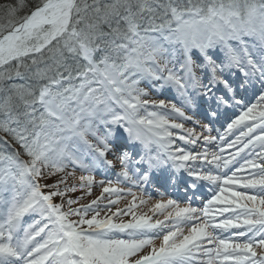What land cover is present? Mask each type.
<instances>
[{
    "label": "snow or ice",
    "instance_id": "snow-or-ice-1",
    "mask_svg": "<svg viewBox=\"0 0 264 264\" xmlns=\"http://www.w3.org/2000/svg\"><path fill=\"white\" fill-rule=\"evenodd\" d=\"M0 264H264V0L0 3Z\"/></svg>",
    "mask_w": 264,
    "mask_h": 264
},
{
    "label": "rangeland",
    "instance_id": "rangeland-1",
    "mask_svg": "<svg viewBox=\"0 0 264 264\" xmlns=\"http://www.w3.org/2000/svg\"><path fill=\"white\" fill-rule=\"evenodd\" d=\"M168 90H164V92H166ZM79 174V173H78ZM100 194V189H98V187H94L93 190H92V195L91 196H87L85 197V200L83 201L84 203H88L90 202L92 199H95L96 196H98ZM73 195V198H75L76 196H81V195H84V192L83 191H78L77 193H74L72 194ZM57 203H59V198H56V201ZM121 207L124 206V205H120ZM146 211V209H145ZM103 215V213H102ZM125 219H129V217H125Z\"/></svg>",
    "mask_w": 264,
    "mask_h": 264
},
{
    "label": "trees",
    "instance_id": "trees-1",
    "mask_svg": "<svg viewBox=\"0 0 264 264\" xmlns=\"http://www.w3.org/2000/svg\"><path fill=\"white\" fill-rule=\"evenodd\" d=\"M9 2V0H0V3Z\"/></svg>",
    "mask_w": 264,
    "mask_h": 264
}]
</instances>
